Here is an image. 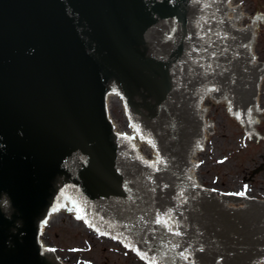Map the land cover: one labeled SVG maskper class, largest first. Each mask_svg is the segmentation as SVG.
Returning <instances> with one entry per match:
<instances>
[{"label": "water", "instance_id": "1", "mask_svg": "<svg viewBox=\"0 0 264 264\" xmlns=\"http://www.w3.org/2000/svg\"><path fill=\"white\" fill-rule=\"evenodd\" d=\"M225 1L0 0V264H61L38 238L62 190L81 205L67 196L46 217L81 216L159 264H264V199L206 193L189 175L210 129L200 97L227 98L247 141L263 137L264 62L243 47L257 27L240 29ZM109 90L125 98L132 148L112 130ZM142 139L155 166L133 150Z\"/></svg>", "mask_w": 264, "mask_h": 264}, {"label": "rangeland", "instance_id": "2", "mask_svg": "<svg viewBox=\"0 0 264 264\" xmlns=\"http://www.w3.org/2000/svg\"><path fill=\"white\" fill-rule=\"evenodd\" d=\"M244 16L243 26L256 22L254 53L264 62V0H232ZM253 19V20H252ZM260 123L254 143L247 141V129L239 127L235 117L226 113L222 99L211 102L206 95L199 104L211 123L205 147L196 154V173L199 183L214 192L247 200L264 199V78L258 89ZM110 117L124 125L120 106L114 100ZM243 193V195H235ZM41 241L54 248V255L68 264H142L136 253L88 229L68 213L55 216L43 226Z\"/></svg>", "mask_w": 264, "mask_h": 264}, {"label": "bare ground", "instance_id": "3", "mask_svg": "<svg viewBox=\"0 0 264 264\" xmlns=\"http://www.w3.org/2000/svg\"><path fill=\"white\" fill-rule=\"evenodd\" d=\"M223 7H237L239 21L244 16L243 11H241L240 8H239V6H237V4H235L232 0H226L225 3H224V5H223ZM256 25H257L256 22H252L251 24H248V25H245V26H243L242 24H240V29L256 28ZM255 36H256V32H255ZM255 36H254V39H255ZM254 39H253V43L252 44H251L250 41H248L243 47L244 48H248V55L249 56H255V59H256L257 63H261V61H259L257 59V56H256V54L253 51L254 50ZM263 78H264V76L261 77L257 82L254 83V85H255V92H256V99H257L258 89H259V86H260L261 81L263 80ZM113 96H116V95L114 93H109L107 95V103H108V105H109V101L112 100V97ZM208 96H210V95H208ZM203 97H201L200 99H203ZM222 100L223 101H226L228 104H230L227 98H223ZM257 106H258V109H259L258 99H257ZM109 108H110V105H109ZM196 109H197V111H202L203 110V121L206 122V123H208V124H210V127H212L211 123H209V121H208V119H207V117L205 115V108H204V106L202 104H197L196 105ZM128 122L130 124V117H128ZM115 129H116V131L120 130V128H118L116 125H115ZM131 130H134V133H135V136H136V129H131ZM120 131H122V130H120ZM200 131L202 132V134H203V136H204V138L206 140L208 138L207 129H200ZM205 140H200V150H202L205 147ZM197 153L189 154V164L195 162V168H196V154ZM189 175H190V178L191 179L197 181V187H204L198 181L196 170H195V172H189ZM211 191H213V190H210V189L206 188V193L211 192ZM58 215H60V214H58ZM55 216H57V215H53V216L46 217L44 219V224L48 223L50 220H52L53 218H55ZM44 224H43V226H44ZM42 244L45 246V248L50 247V249H51V251L53 253L54 248L51 245L45 243L44 241H42Z\"/></svg>", "mask_w": 264, "mask_h": 264}, {"label": "snow or ice", "instance_id": "4", "mask_svg": "<svg viewBox=\"0 0 264 264\" xmlns=\"http://www.w3.org/2000/svg\"><path fill=\"white\" fill-rule=\"evenodd\" d=\"M146 163H147V162H146ZM156 163H162V160H160V158L157 157V161H156ZM149 166H155V165L152 164V163H150ZM235 195H243V193H236ZM77 219H82V217H81V216H77ZM156 222H157V223H160V224H162V225H164V226H168V225H167V221H165V220H163V219H161V218H158ZM169 230H171V229H169ZM101 234L103 235L104 233H101ZM175 234H176V235H179V232H177V233H175ZM181 256H183L184 259H187V256H185L183 253H181ZM142 258H143V257H142ZM152 264H155V260L152 261Z\"/></svg>", "mask_w": 264, "mask_h": 264}, {"label": "flooded vegetation", "instance_id": "5", "mask_svg": "<svg viewBox=\"0 0 264 264\" xmlns=\"http://www.w3.org/2000/svg\"><path fill=\"white\" fill-rule=\"evenodd\" d=\"M200 22H201L200 25H202V24H203V25H206V22H207V21H204L203 19H201Z\"/></svg>", "mask_w": 264, "mask_h": 264}]
</instances>
